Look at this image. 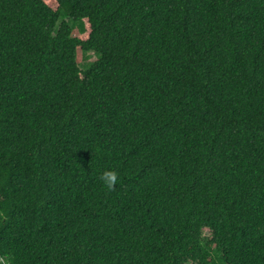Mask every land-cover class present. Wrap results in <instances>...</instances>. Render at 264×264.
I'll return each instance as SVG.
<instances>
[{
	"label": "trees",
	"instance_id": "obj_1",
	"mask_svg": "<svg viewBox=\"0 0 264 264\" xmlns=\"http://www.w3.org/2000/svg\"><path fill=\"white\" fill-rule=\"evenodd\" d=\"M0 264H264V0H0Z\"/></svg>",
	"mask_w": 264,
	"mask_h": 264
},
{
	"label": "clouds",
	"instance_id": "obj_2",
	"mask_svg": "<svg viewBox=\"0 0 264 264\" xmlns=\"http://www.w3.org/2000/svg\"><path fill=\"white\" fill-rule=\"evenodd\" d=\"M99 179L104 186L112 188L117 180V172L114 169H105L100 173Z\"/></svg>",
	"mask_w": 264,
	"mask_h": 264
},
{
	"label": "rangeland",
	"instance_id": "obj_3",
	"mask_svg": "<svg viewBox=\"0 0 264 264\" xmlns=\"http://www.w3.org/2000/svg\"><path fill=\"white\" fill-rule=\"evenodd\" d=\"M88 55H89L88 59H84L82 57V55L79 57V63L81 65V68H83L84 64L87 63V61H92L95 58V56L93 55V53H89ZM207 235H208V233H206V236Z\"/></svg>",
	"mask_w": 264,
	"mask_h": 264
}]
</instances>
